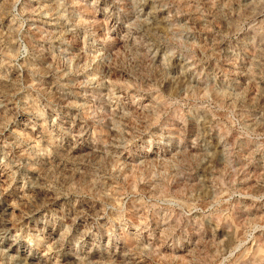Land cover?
<instances>
[{
  "label": "rangeland",
  "instance_id": "374dc122",
  "mask_svg": "<svg viewBox=\"0 0 264 264\" xmlns=\"http://www.w3.org/2000/svg\"><path fill=\"white\" fill-rule=\"evenodd\" d=\"M0 264H264V0H0Z\"/></svg>",
  "mask_w": 264,
  "mask_h": 264
}]
</instances>
